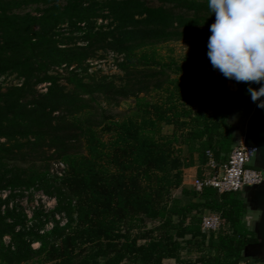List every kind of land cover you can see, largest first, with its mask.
<instances>
[{"label":"trees","instance_id":"obj_1","mask_svg":"<svg viewBox=\"0 0 264 264\" xmlns=\"http://www.w3.org/2000/svg\"><path fill=\"white\" fill-rule=\"evenodd\" d=\"M152 1L0 0V79L15 78L0 85V192L35 188L56 200L29 219L10 205L15 194L0 199V264L250 263L244 248L257 238L240 191L183 185L184 168L198 163L201 176L207 151L226 161L228 107L250 95L249 85L202 71L194 53L180 61L158 54L160 44L197 34L207 54L208 0ZM31 6L36 14L20 12ZM99 50L121 56L118 83L88 72ZM62 65L71 69L52 72ZM42 82L45 93L36 89ZM150 91L160 95L150 100ZM129 97L123 117L99 107L98 98ZM51 160L63 163L61 175L50 172ZM207 213L220 215L219 231H201Z\"/></svg>","mask_w":264,"mask_h":264},{"label":"clouds","instance_id":"obj_2","mask_svg":"<svg viewBox=\"0 0 264 264\" xmlns=\"http://www.w3.org/2000/svg\"><path fill=\"white\" fill-rule=\"evenodd\" d=\"M207 6L215 14L207 44L212 67L248 84L252 101L264 108V0H208Z\"/></svg>","mask_w":264,"mask_h":264},{"label":"rangeland","instance_id":"obj_3","mask_svg":"<svg viewBox=\"0 0 264 264\" xmlns=\"http://www.w3.org/2000/svg\"><path fill=\"white\" fill-rule=\"evenodd\" d=\"M146 1L149 4H156L152 0H146ZM20 12L21 13L29 12L32 14H36L37 10H36L35 6H31V7H27V8L22 9ZM97 23L102 24V23H105V21L98 20ZM63 27H64V28H62L63 30L60 29V32L63 34L67 33V30H64L65 26H63ZM77 35H79V34H77ZM201 39H202L201 36L197 34V35H194L193 37H190L187 39L162 43L158 46L157 51H158V54L161 57H163L164 59H167L168 55H170L171 57H174L175 59H178L179 61L182 60L184 57L190 55L191 53H194L195 55L200 57V63L198 64V66L202 67V69H203L202 71H205L206 73H209V72L219 73L218 70H215L212 67L207 54L202 53L203 47L200 45V42L202 41ZM97 55L98 56L87 60V62L89 63L88 72H90V73L97 72L98 74L109 75V77H114L115 81L118 83L119 77H116V76H119V75L121 76V72L119 71V69L117 67V63L120 62L121 56H119L115 52L109 51V50H107V51H100L99 50L97 52ZM70 69L71 68H69V69L64 68V65H62L59 67L58 66L53 67L52 72L55 73V71H57L59 73H62V75H64L66 73V70H70ZM14 82H15V78L12 76H9V77L5 76L4 78L0 79V85H3V86L10 85ZM62 82L64 83V80H62ZM43 83H47V82L39 83L36 86V89L40 93H45L47 91L48 85L46 86V90H45L44 86H41ZM194 83H196V80ZM227 85L230 89L235 90V86L232 83L228 82ZM159 95H160V93L158 91H150L147 94V97L150 100H154ZM98 103H99V107L105 111L106 115H111L114 118H120V117H123L124 115H126L130 111V109L134 106V99L129 97L127 99L120 101L119 103H115V102L108 103V102L102 100V98H98ZM194 107L198 108L200 106L198 104H196ZM204 109L207 110L209 113L212 112V110L209 106H205ZM171 129L172 128L170 126H164L163 127V131L165 133H169L171 131ZM44 157H47V155L45 154ZM42 162L43 161H41L40 163L44 164ZM49 170L51 173H57V172L62 171V167L59 165V162L57 160L56 161L51 160ZM188 185L189 186H187V187L192 188V186L190 185V182ZM10 193L15 194V197L13 199H11V201H10V205L16 206L17 209L19 211L25 213V215H27V217H28V215L32 216L33 212H35L36 210H41L44 213H46L49 210L54 208L53 204L49 203V200H45L41 197L42 192L39 189H35V188H31L28 190L16 189L12 192L7 189V190L0 192V199H5ZM174 194L179 196L180 190L179 189L174 190ZM257 216H258V214L256 212H248L247 211V215L245 218V220L247 221V224H249L251 226L252 221H254L257 218ZM47 218H49V217H47ZM46 224H47V222H46ZM155 224H156V222H150L147 224V227H150L151 225H155ZM3 243L5 244L4 241H3ZM32 246L34 249H36L38 247V243H33ZM204 252H207V251L204 250ZM181 256L184 258L194 259L196 257V254L195 253H188V252H186V250H182ZM251 261H252V259L250 260V263H251ZM163 264H174V260L173 259H170V260L165 259L163 261ZM254 264H258V263H254Z\"/></svg>","mask_w":264,"mask_h":264},{"label":"water","instance_id":"obj_4","mask_svg":"<svg viewBox=\"0 0 264 264\" xmlns=\"http://www.w3.org/2000/svg\"><path fill=\"white\" fill-rule=\"evenodd\" d=\"M260 85H257L258 89ZM264 100V97H261ZM251 96L232 103L230 112V124L233 127V147L241 141L244 145L255 148L250 166L264 173V108L257 106ZM244 198L248 212H256L257 218L251 223L257 242L245 246L243 255L252 258L251 263L264 262V181L258 185L246 186L240 191Z\"/></svg>","mask_w":264,"mask_h":264},{"label":"built area","instance_id":"obj_5","mask_svg":"<svg viewBox=\"0 0 264 264\" xmlns=\"http://www.w3.org/2000/svg\"><path fill=\"white\" fill-rule=\"evenodd\" d=\"M49 83H43L41 86H46ZM255 148L244 145L243 141L238 146L232 148L225 162L218 164L212 157V154L207 151L208 161L202 168L201 176L197 175L191 182L192 188L200 191L204 186H210L217 192H229V191H241L246 186L258 185L264 181V173L256 168L250 166V162L254 156ZM59 165L64 169L63 163L59 162ZM61 172L55 174L61 175ZM41 197L45 200H49L53 207L56 205L54 197H48L44 193H41ZM31 216L28 215V218ZM56 219L60 221V225L65 223L64 220H60L59 216ZM222 225L221 217L217 213H207L202 216L200 228L203 233H211L219 231ZM53 223L49 222L45 225L44 230L52 228ZM43 232V230L41 231ZM3 241L5 244L10 242L9 236H4Z\"/></svg>","mask_w":264,"mask_h":264},{"label":"crops","instance_id":"obj_6","mask_svg":"<svg viewBox=\"0 0 264 264\" xmlns=\"http://www.w3.org/2000/svg\"><path fill=\"white\" fill-rule=\"evenodd\" d=\"M197 166L198 163H196L194 166L188 167V168H184L183 169V185L184 186H189V182L191 185V181L193 180V178L196 176L197 174ZM170 260V259H168Z\"/></svg>","mask_w":264,"mask_h":264},{"label":"flooded vegetation","instance_id":"obj_7","mask_svg":"<svg viewBox=\"0 0 264 264\" xmlns=\"http://www.w3.org/2000/svg\"><path fill=\"white\" fill-rule=\"evenodd\" d=\"M239 100H240V99H239ZM239 100H238V101H239ZM238 101H236V102H238ZM229 119H230V114H229Z\"/></svg>","mask_w":264,"mask_h":264}]
</instances>
